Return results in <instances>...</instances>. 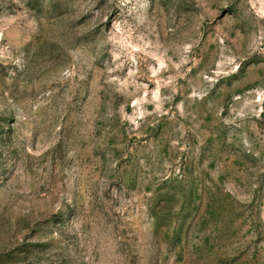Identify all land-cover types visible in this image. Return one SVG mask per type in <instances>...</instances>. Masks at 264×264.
<instances>
[{
  "label": "rangeland",
  "instance_id": "rangeland-1",
  "mask_svg": "<svg viewBox=\"0 0 264 264\" xmlns=\"http://www.w3.org/2000/svg\"><path fill=\"white\" fill-rule=\"evenodd\" d=\"M0 264H264V0H0Z\"/></svg>",
  "mask_w": 264,
  "mask_h": 264
}]
</instances>
